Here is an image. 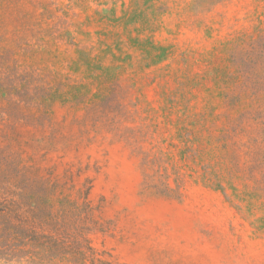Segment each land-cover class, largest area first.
<instances>
[{"label": "rangeland", "instance_id": "obj_1", "mask_svg": "<svg viewBox=\"0 0 264 264\" xmlns=\"http://www.w3.org/2000/svg\"><path fill=\"white\" fill-rule=\"evenodd\" d=\"M0 264H264V0H0Z\"/></svg>", "mask_w": 264, "mask_h": 264}]
</instances>
